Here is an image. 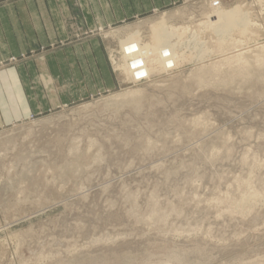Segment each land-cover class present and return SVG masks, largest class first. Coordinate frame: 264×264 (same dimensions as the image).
I'll return each instance as SVG.
<instances>
[{"label": "rangeland", "instance_id": "obj_1", "mask_svg": "<svg viewBox=\"0 0 264 264\" xmlns=\"http://www.w3.org/2000/svg\"><path fill=\"white\" fill-rule=\"evenodd\" d=\"M0 114V264H264V0H0Z\"/></svg>", "mask_w": 264, "mask_h": 264}, {"label": "built area", "instance_id": "obj_2", "mask_svg": "<svg viewBox=\"0 0 264 264\" xmlns=\"http://www.w3.org/2000/svg\"><path fill=\"white\" fill-rule=\"evenodd\" d=\"M133 62H134V61H133ZM136 62H138L137 69H133V66H132L133 63L131 64V66H129V68H131V69L134 71V72H133V71H132V72L135 73L137 76H141L142 73L137 74V72L143 71V70H141L143 66L140 65L141 61H140V62H139V61H136ZM144 74H145V73H144ZM133 75H134V74H133Z\"/></svg>", "mask_w": 264, "mask_h": 264}, {"label": "crops", "instance_id": "obj_3", "mask_svg": "<svg viewBox=\"0 0 264 264\" xmlns=\"http://www.w3.org/2000/svg\"><path fill=\"white\" fill-rule=\"evenodd\" d=\"M10 116H6L5 118H1V114H0V128L3 127V123H7L9 124L10 123Z\"/></svg>", "mask_w": 264, "mask_h": 264}, {"label": "bare ground", "instance_id": "obj_4", "mask_svg": "<svg viewBox=\"0 0 264 264\" xmlns=\"http://www.w3.org/2000/svg\"><path fill=\"white\" fill-rule=\"evenodd\" d=\"M133 66V69H137V66H138V64H136V65H132ZM130 70H132L131 68H130ZM134 72V71H133ZM134 74V73H133ZM142 74H144V73H142Z\"/></svg>", "mask_w": 264, "mask_h": 264}]
</instances>
